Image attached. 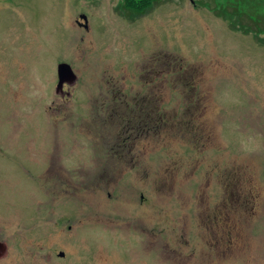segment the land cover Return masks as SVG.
<instances>
[{
  "label": "rangeland",
  "instance_id": "rangeland-1",
  "mask_svg": "<svg viewBox=\"0 0 264 264\" xmlns=\"http://www.w3.org/2000/svg\"><path fill=\"white\" fill-rule=\"evenodd\" d=\"M123 1L0 0V264H264V0Z\"/></svg>",
  "mask_w": 264,
  "mask_h": 264
},
{
  "label": "flooded vegetation",
  "instance_id": "flooded-vegetation-1",
  "mask_svg": "<svg viewBox=\"0 0 264 264\" xmlns=\"http://www.w3.org/2000/svg\"><path fill=\"white\" fill-rule=\"evenodd\" d=\"M66 86V85H64ZM66 93H68L67 91L65 92V95H67ZM122 98V97H121ZM135 100V104H134V111L136 112H140L142 116H148L149 115V109H153L152 105L150 106V104H152L149 100L148 96H144V97H136L134 98ZM149 106H147V105ZM122 124V123H121ZM140 126V125H138ZM136 130H139L138 128H135ZM121 131L124 132L123 127L121 126ZM139 137V136H138ZM137 141V139H133L132 136H126L123 137L121 134H119L116 138V140L114 141V145L116 146H133L135 144V142ZM227 196H229V194H227ZM229 201V198H228ZM229 203H231L229 201ZM232 204V203H231ZM234 204V203H233ZM214 219L216 220V216L214 217ZM217 221V220H216Z\"/></svg>",
  "mask_w": 264,
  "mask_h": 264
},
{
  "label": "trees",
  "instance_id": "trees-1",
  "mask_svg": "<svg viewBox=\"0 0 264 264\" xmlns=\"http://www.w3.org/2000/svg\"><path fill=\"white\" fill-rule=\"evenodd\" d=\"M149 3H150V0H124L121 3V5H119L120 12H121V14H131V17H133L137 13H141L143 11L142 8H146L147 6H145V5H148ZM143 6H145V7H143ZM238 18H240V17L238 16ZM251 22H253V21L251 20ZM254 25L257 26V23H255ZM245 28L248 29V32H249V27H245ZM244 31L247 32V30H244ZM258 31L256 33H254L255 36H259L260 33ZM112 113H114V115L118 116L117 114H115V109H114V112H112ZM142 118H144V117H142ZM155 119L160 120L162 118L160 116H157V114H156Z\"/></svg>",
  "mask_w": 264,
  "mask_h": 264
},
{
  "label": "water",
  "instance_id": "water-1",
  "mask_svg": "<svg viewBox=\"0 0 264 264\" xmlns=\"http://www.w3.org/2000/svg\"><path fill=\"white\" fill-rule=\"evenodd\" d=\"M57 86H56V93L60 94L62 91L63 84L66 82L69 85H72L75 83L76 76L73 74L70 66L68 64H60L57 68ZM5 246L3 244H0V255L5 253ZM62 255V254H60Z\"/></svg>",
  "mask_w": 264,
  "mask_h": 264
}]
</instances>
